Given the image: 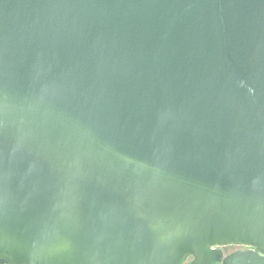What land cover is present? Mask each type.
Instances as JSON below:
<instances>
[{"label":"water","instance_id":"water-1","mask_svg":"<svg viewBox=\"0 0 264 264\" xmlns=\"http://www.w3.org/2000/svg\"><path fill=\"white\" fill-rule=\"evenodd\" d=\"M188 257L264 264V0H0V264Z\"/></svg>","mask_w":264,"mask_h":264},{"label":"flooded vegetation","instance_id":"flooded-vegetation-1","mask_svg":"<svg viewBox=\"0 0 264 264\" xmlns=\"http://www.w3.org/2000/svg\"><path fill=\"white\" fill-rule=\"evenodd\" d=\"M234 247V248H233ZM221 250H222V253H223V257L224 256H227V255H230L231 253H233L234 251H237V250H241V251H244L246 250L247 248L243 247V246H233V245H227V246H223V247H219ZM233 248V249H232ZM229 252H227V251ZM191 261V257H188L184 264H189ZM215 264H221V262H217Z\"/></svg>","mask_w":264,"mask_h":264},{"label":"rangeland","instance_id":"rangeland-1","mask_svg":"<svg viewBox=\"0 0 264 264\" xmlns=\"http://www.w3.org/2000/svg\"><path fill=\"white\" fill-rule=\"evenodd\" d=\"M233 248H234V247H233ZM233 248H232V249H233ZM225 251H227V250H225ZM227 252H229V251H227Z\"/></svg>","mask_w":264,"mask_h":264}]
</instances>
